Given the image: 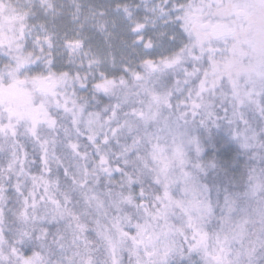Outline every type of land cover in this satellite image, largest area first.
Segmentation results:
<instances>
[{
	"label": "snow or ice",
	"instance_id": "1",
	"mask_svg": "<svg viewBox=\"0 0 264 264\" xmlns=\"http://www.w3.org/2000/svg\"><path fill=\"white\" fill-rule=\"evenodd\" d=\"M0 264H264V0H0Z\"/></svg>",
	"mask_w": 264,
	"mask_h": 264
}]
</instances>
